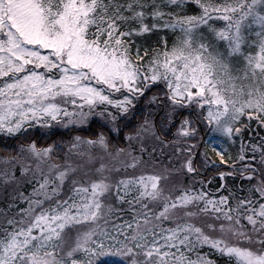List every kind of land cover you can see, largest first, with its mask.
I'll use <instances>...</instances> for the list:
<instances>
[{
    "label": "snow or ice",
    "instance_id": "6c2138e0",
    "mask_svg": "<svg viewBox=\"0 0 264 264\" xmlns=\"http://www.w3.org/2000/svg\"><path fill=\"white\" fill-rule=\"evenodd\" d=\"M0 153V264H264V0H0Z\"/></svg>",
    "mask_w": 264,
    "mask_h": 264
},
{
    "label": "trees",
    "instance_id": "16d2710c",
    "mask_svg": "<svg viewBox=\"0 0 264 264\" xmlns=\"http://www.w3.org/2000/svg\"><path fill=\"white\" fill-rule=\"evenodd\" d=\"M148 23H151V18L148 19L147 21ZM158 35H167L169 37V44H171V37L174 35V33H172L171 31L168 30H164L158 33ZM157 37L155 35H151V34H146L144 39L140 41V43L144 44L145 42H147V46L151 47L152 41H154ZM40 131L41 129L36 128V132L35 135L33 136V139H36L39 143H44V138L42 136H40ZM56 135H59V132L56 133ZM55 137H50V139H54ZM245 138H247V133H245ZM204 151V146L201 147ZM233 156L234 154V149L231 150ZM205 153L207 154V156L209 157V159H211L213 161L214 164H219L218 162V158L216 157L214 152H209V154L207 153V151H205ZM225 158H228V153H224ZM199 155L197 156V159H199ZM227 165H231V160H229L228 164L226 165H220V170H228L227 168L229 166ZM227 166V167H226ZM216 173V169H214L213 167H208L207 169H202L201 170V177L206 181V190H212L215 189L216 187L219 186V177L215 174ZM212 177L211 180H209V177ZM199 179V178H198ZM187 182V181H185ZM231 179H229V183H231ZM199 186V185H198ZM211 194V193H210ZM101 259V264H105V258L102 257Z\"/></svg>",
    "mask_w": 264,
    "mask_h": 264
},
{
    "label": "rangeland",
    "instance_id": "374dc122",
    "mask_svg": "<svg viewBox=\"0 0 264 264\" xmlns=\"http://www.w3.org/2000/svg\"><path fill=\"white\" fill-rule=\"evenodd\" d=\"M217 24H218V26H220V25H222L223 24V21H218L217 22ZM244 49H245V53H247L249 50H251V51H254L255 49H254V47L253 48H250L248 45H245L244 46ZM240 64L242 65L243 64V60H242V58L240 59ZM241 71H242V69H241ZM238 84L240 83L239 81L237 82ZM57 127H59V126H57ZM36 128H38V129H40L39 128V126H36ZM205 149H206V151L208 152H214L213 150H212V148L211 147H207V146H205ZM226 153V152H225ZM3 153H0V155H2ZM209 154V153H208ZM234 154H235V149H234ZM218 162H219V159H218ZM237 163H239V162H237ZM227 171V170H226ZM206 250V249H205ZM105 258V261H104V263L105 262H110V264H120V261H119V258L118 257H114V256H108V257H104Z\"/></svg>",
    "mask_w": 264,
    "mask_h": 264
}]
</instances>
